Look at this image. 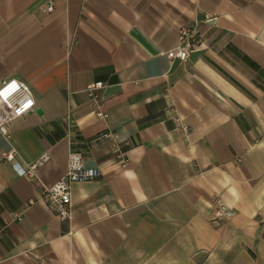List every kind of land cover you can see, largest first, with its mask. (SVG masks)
<instances>
[{"label":"crops","instance_id":"0c3cea01","mask_svg":"<svg viewBox=\"0 0 264 264\" xmlns=\"http://www.w3.org/2000/svg\"><path fill=\"white\" fill-rule=\"evenodd\" d=\"M184 27L201 45L181 61ZM10 79L36 108L0 132V264H264V0H0ZM71 147L101 174L62 219L43 193ZM11 150L49 159L21 176Z\"/></svg>","mask_w":264,"mask_h":264},{"label":"built area","instance_id":"2783aa9c","mask_svg":"<svg viewBox=\"0 0 264 264\" xmlns=\"http://www.w3.org/2000/svg\"><path fill=\"white\" fill-rule=\"evenodd\" d=\"M47 10L53 11L54 4L51 3ZM200 45L201 39L198 29L184 27L180 31L179 45L171 57L186 61L191 56V53L198 49ZM103 87V82L94 83L88 90L89 95L97 101L99 97L97 91ZM35 108L36 99L34 93L26 82L19 79H10L0 84V132L9 137L10 124L18 118L29 114ZM96 113L98 116L108 117V114L101 107L98 108ZM120 158L123 166L126 167L128 159L124 158V154L120 155ZM3 159L11 162L19 175L36 177L38 167L49 159V155L47 153L42 155L28 168L21 166L17 153L14 150L5 152ZM241 161V159H238V162ZM100 174L99 170L86 167L82 152L71 147L66 174L53 186L45 189L43 199L47 202L50 209L62 219H71L73 185L76 182L98 178ZM234 215V211L223 199H215L212 215L213 222L222 223L230 220Z\"/></svg>","mask_w":264,"mask_h":264}]
</instances>
